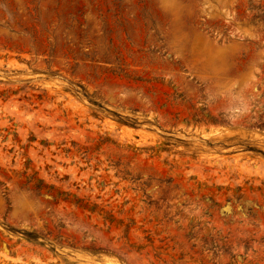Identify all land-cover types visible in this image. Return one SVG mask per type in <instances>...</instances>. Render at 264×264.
I'll return each instance as SVG.
<instances>
[{
  "label": "rangeland",
  "instance_id": "374dc122",
  "mask_svg": "<svg viewBox=\"0 0 264 264\" xmlns=\"http://www.w3.org/2000/svg\"><path fill=\"white\" fill-rule=\"evenodd\" d=\"M0 264H264V0H0Z\"/></svg>",
  "mask_w": 264,
  "mask_h": 264
}]
</instances>
